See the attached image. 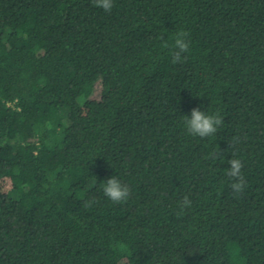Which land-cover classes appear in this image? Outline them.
Segmentation results:
<instances>
[{"label":"trees","instance_id":"trees-1","mask_svg":"<svg viewBox=\"0 0 264 264\" xmlns=\"http://www.w3.org/2000/svg\"><path fill=\"white\" fill-rule=\"evenodd\" d=\"M0 264H264V0H0Z\"/></svg>","mask_w":264,"mask_h":264},{"label":"clouds","instance_id":"clouds-1","mask_svg":"<svg viewBox=\"0 0 264 264\" xmlns=\"http://www.w3.org/2000/svg\"><path fill=\"white\" fill-rule=\"evenodd\" d=\"M96 7L103 9L105 12H110L113 7V0H93ZM191 41L189 33L183 30L177 31L172 45L171 58L173 64L183 63L186 59L185 54L190 51ZM164 47H168L167 44ZM224 123V117L219 110L208 113L201 111L199 108H193L190 117L183 116L184 129L188 135L193 137H200L201 139L215 135L218 128ZM222 156L219 152L210 153L211 159H218ZM230 168L226 175L231 178L230 188L235 194H242L246 188V180L242 169L244 167L243 161L232 154V158L228 160ZM103 194L114 204L126 202L130 197V187L122 182L116 175L105 180L102 188ZM94 201H87V207H90ZM181 213L187 208L191 207V200L185 195L178 205Z\"/></svg>","mask_w":264,"mask_h":264}]
</instances>
